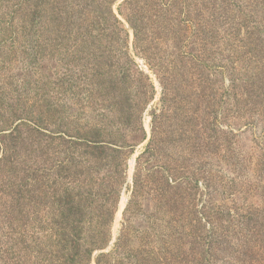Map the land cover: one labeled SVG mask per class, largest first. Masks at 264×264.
I'll use <instances>...</instances> for the list:
<instances>
[{"label":"rangeland","instance_id":"374dc122","mask_svg":"<svg viewBox=\"0 0 264 264\" xmlns=\"http://www.w3.org/2000/svg\"><path fill=\"white\" fill-rule=\"evenodd\" d=\"M63 217L84 264H264V0H0V264H75Z\"/></svg>","mask_w":264,"mask_h":264},{"label":"trees","instance_id":"16d2710c","mask_svg":"<svg viewBox=\"0 0 264 264\" xmlns=\"http://www.w3.org/2000/svg\"><path fill=\"white\" fill-rule=\"evenodd\" d=\"M76 222V220L70 219L68 217H63L61 220V225L63 226V232H60V245H61V252L63 253V258L66 260H70L74 262L75 264H84V260L90 256L92 248H86L84 249V246L80 242V235L77 233H70L67 232L66 227H69L71 223ZM222 229L223 226L218 227V230ZM215 232V230H213ZM82 250L85 252L86 256H82ZM82 256V257H81ZM249 261H245L243 263L239 264H258V263H249ZM256 260H252L251 262H254ZM258 262V261H256ZM261 264V263H259Z\"/></svg>","mask_w":264,"mask_h":264},{"label":"bare ground","instance_id":"6f19581e","mask_svg":"<svg viewBox=\"0 0 264 264\" xmlns=\"http://www.w3.org/2000/svg\"><path fill=\"white\" fill-rule=\"evenodd\" d=\"M142 62V61H141ZM145 66V65H144ZM132 169V168H131ZM127 197L128 196H123L121 202H120V207H119V211L117 213V217H116V222H115V236H116V233H117V227L119 225V220H120V217H121V214H122V210L123 208L125 207L126 203H127Z\"/></svg>","mask_w":264,"mask_h":264}]
</instances>
